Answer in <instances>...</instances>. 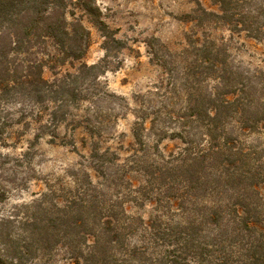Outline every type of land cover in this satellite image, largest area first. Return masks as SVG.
Instances as JSON below:
<instances>
[{"label": "rangeland", "instance_id": "374dc122", "mask_svg": "<svg viewBox=\"0 0 264 264\" xmlns=\"http://www.w3.org/2000/svg\"><path fill=\"white\" fill-rule=\"evenodd\" d=\"M232 3L240 13L258 16L253 26L264 24V0ZM64 11L69 31L79 24L86 29L82 41L48 37L28 53L9 55L24 71L42 64L49 86L47 92L18 86L0 100V222L11 218L13 238L20 239L29 234L23 222L38 215L44 196L51 206L81 192L77 183L90 181L115 212L146 221L155 208L161 215L167 209L163 225L173 232L150 251L198 264L181 228L195 215L192 206H211L216 198L206 184H196V201L186 190L178 166L190 147L207 143L203 127L182 115L220 88L215 75L225 65L244 76L264 72V26L257 35L236 28L220 16L219 0H64ZM259 136L241 139L256 143ZM170 199L181 208H164ZM62 221L53 230L56 242L19 264H76L69 252L75 237ZM139 233L126 241H137ZM208 233L203 229L196 239L207 240ZM3 248L0 242V258L10 264ZM77 249L81 264H91L90 247Z\"/></svg>", "mask_w": 264, "mask_h": 264}, {"label": "trees", "instance_id": "16d2710c", "mask_svg": "<svg viewBox=\"0 0 264 264\" xmlns=\"http://www.w3.org/2000/svg\"><path fill=\"white\" fill-rule=\"evenodd\" d=\"M219 1L220 16L229 17L236 28L257 35L264 26H253L258 16L240 13L233 0ZM86 33L81 24L69 31L64 0H0V100L11 96L18 86L48 91L42 64L30 63L24 71L9 59L10 53H28L33 44L48 37L82 41ZM77 46L79 54L84 53L82 43ZM217 66L213 62L212 67ZM215 77L220 88L218 85L214 88L207 103L190 105L182 115V118L193 117L203 127L201 138L207 145L190 147L185 163L178 167L194 201L197 200L194 192L199 194L197 188L202 184L208 186L210 196L216 199L211 206H192L195 215L187 217L180 235L184 246L194 247L198 264H264V72L244 76L225 65ZM183 126H187L185 121ZM248 134L260 136L256 143H247L241 138ZM77 184L84 189L65 201L48 206L49 200L44 196L37 204L38 215L23 222L24 232L29 234L20 239L13 238V220L2 219L0 242L10 264L35 258L39 251L46 252L56 242L55 236H59L53 230L59 228L60 223L56 222L61 219L65 229L69 228L66 234L75 237L69 252L76 254V264H81L82 251L77 252L78 245L90 247L86 260L91 264H183L178 255L169 258L171 254L155 256L150 251V245L163 242L164 236L173 232V226L163 225L162 217L167 209L161 215V209L155 208L156 215L145 221L128 215L126 210L115 212L113 205L105 207L103 193L92 182ZM138 193L144 201L145 194ZM181 206L170 199L164 208ZM203 229L209 230L208 239L197 240ZM136 230H140L137 241L128 243L126 237ZM97 234L103 236L102 240ZM90 237L94 238L92 242ZM0 263L8 264L1 258Z\"/></svg>", "mask_w": 264, "mask_h": 264}]
</instances>
